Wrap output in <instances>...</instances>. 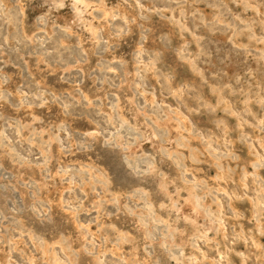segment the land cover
Listing matches in <instances>:
<instances>
[{
  "label": "rangeland",
  "instance_id": "obj_1",
  "mask_svg": "<svg viewBox=\"0 0 264 264\" xmlns=\"http://www.w3.org/2000/svg\"><path fill=\"white\" fill-rule=\"evenodd\" d=\"M0 264H264V0H0Z\"/></svg>",
  "mask_w": 264,
  "mask_h": 264
},
{
  "label": "bare ground",
  "instance_id": "obj_2",
  "mask_svg": "<svg viewBox=\"0 0 264 264\" xmlns=\"http://www.w3.org/2000/svg\"><path fill=\"white\" fill-rule=\"evenodd\" d=\"M206 21V20H205ZM96 24V23H95ZM121 24V23H120ZM195 104V103H194ZM117 115V114H116ZM228 126V125H227ZM49 142V141H48ZM37 152V151H36ZM222 152V151H221ZM258 162V161H257ZM257 183V182H256ZM240 235V234H239ZM220 255V254H219Z\"/></svg>",
  "mask_w": 264,
  "mask_h": 264
}]
</instances>
